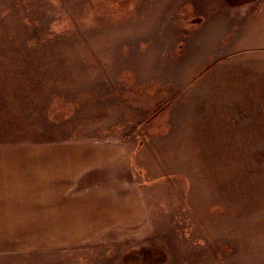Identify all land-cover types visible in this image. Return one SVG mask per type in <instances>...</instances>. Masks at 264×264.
Returning <instances> with one entry per match:
<instances>
[{
    "label": "rangeland",
    "instance_id": "obj_1",
    "mask_svg": "<svg viewBox=\"0 0 264 264\" xmlns=\"http://www.w3.org/2000/svg\"><path fill=\"white\" fill-rule=\"evenodd\" d=\"M0 141L84 184L80 236L0 218V264H264V0H0Z\"/></svg>",
    "mask_w": 264,
    "mask_h": 264
},
{
    "label": "crops",
    "instance_id": "obj_2",
    "mask_svg": "<svg viewBox=\"0 0 264 264\" xmlns=\"http://www.w3.org/2000/svg\"><path fill=\"white\" fill-rule=\"evenodd\" d=\"M66 153L65 147L55 143L0 144V218L24 215L30 228L26 233L41 230L45 233L42 236L54 241L68 234L67 226L80 236L74 225L82 212L78 199L84 188L83 177L75 174L73 180L69 179L75 168L68 162ZM65 170L68 172L63 175ZM87 192L86 207L91 203V195ZM30 199L36 200L40 208L31 206ZM102 199L107 204L115 201L109 193ZM95 202L98 203L93 198L91 207ZM15 204L20 205L19 211ZM117 220L109 218L112 223ZM99 224L105 227L106 219L100 218ZM21 226L23 230L28 229L26 224ZM0 234L13 236L14 231H1Z\"/></svg>",
    "mask_w": 264,
    "mask_h": 264
},
{
    "label": "trees",
    "instance_id": "obj_3",
    "mask_svg": "<svg viewBox=\"0 0 264 264\" xmlns=\"http://www.w3.org/2000/svg\"><path fill=\"white\" fill-rule=\"evenodd\" d=\"M4 143L16 144L17 142H12V141H6V142H4V141H0V144H4Z\"/></svg>",
    "mask_w": 264,
    "mask_h": 264
}]
</instances>
